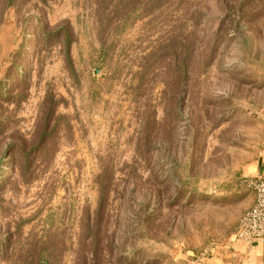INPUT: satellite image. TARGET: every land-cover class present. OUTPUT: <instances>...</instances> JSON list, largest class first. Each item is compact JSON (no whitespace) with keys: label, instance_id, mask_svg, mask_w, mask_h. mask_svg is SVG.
Masks as SVG:
<instances>
[{"label":"rangeland","instance_id":"1","mask_svg":"<svg viewBox=\"0 0 264 264\" xmlns=\"http://www.w3.org/2000/svg\"><path fill=\"white\" fill-rule=\"evenodd\" d=\"M263 139L264 0H0V264H186Z\"/></svg>","mask_w":264,"mask_h":264},{"label":"crops","instance_id":"2","mask_svg":"<svg viewBox=\"0 0 264 264\" xmlns=\"http://www.w3.org/2000/svg\"><path fill=\"white\" fill-rule=\"evenodd\" d=\"M242 170L243 176L247 178H253L256 175L264 176V139L257 159L245 164ZM205 264H264V243L259 241L245 243L233 238L231 234L212 248L205 259Z\"/></svg>","mask_w":264,"mask_h":264},{"label":"built area","instance_id":"3","mask_svg":"<svg viewBox=\"0 0 264 264\" xmlns=\"http://www.w3.org/2000/svg\"><path fill=\"white\" fill-rule=\"evenodd\" d=\"M248 186L253 191V203L241 213L232 236L245 243H264V176L250 179ZM211 250L212 247L205 249L186 264H205Z\"/></svg>","mask_w":264,"mask_h":264}]
</instances>
